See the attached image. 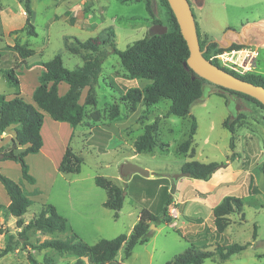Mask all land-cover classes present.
Masks as SVG:
<instances>
[{
	"label": "rangeland",
	"instance_id": "374dc122",
	"mask_svg": "<svg viewBox=\"0 0 264 264\" xmlns=\"http://www.w3.org/2000/svg\"><path fill=\"white\" fill-rule=\"evenodd\" d=\"M52 1L48 9L41 5L34 10L31 23L37 36L31 38L23 30L25 15L23 18L17 0H0L4 17L2 28L11 27L0 32V70L20 66L17 65L19 58L13 50L15 46L34 51V56L28 60L30 63L49 62L60 54L64 67L74 70L96 56L83 50L77 55L70 54L69 50L77 48L78 42L98 38L105 41L98 51L109 52L111 43L123 51L148 35L152 26L168 28L169 24L167 9L160 0ZM189 4L201 39L206 37L221 47L232 44L241 45V48L251 46L258 56L250 73L264 76V0H189ZM23 67L18 68L24 74L18 77L19 89L8 85L0 76V96L11 99L19 92L20 97L27 100L32 85L38 82L39 73L34 70L26 72ZM146 83L131 79L116 55L109 54L106 57L101 66L95 105L84 104L85 92L79 101L84 107V118L69 144V148L82 160L78 174L62 173L56 169L64 145L62 140H65L66 135L64 131L56 133L49 122L44 123L43 153L47 154H33L25 158L28 174L35 179L41 194L30 198L33 204L22 220L24 223L29 222L38 215L43 205L50 204L60 216H67L63 218L71 231L90 246L121 234L128 238L138 222L141 210L145 209L155 216L161 214L173 187L172 203L167 211L170 222L148 223L149 241L134 246L127 258L124 254L126 244L122 245L116 255L118 263L171 264L190 247L214 251L218 246L250 244L223 263L213 257L200 264H264L263 109L255 102L223 93L227 101L234 105L236 116H242L234 126L235 159L227 168L218 169L215 177L209 181L183 177L174 184L169 175L179 173L186 162H229L227 160L232 153L229 149L231 133L223 127V121L230 110L225 105V99L218 97L216 90L212 89L208 96L191 106L189 115L185 117H166L169 106L167 100H160L150 106L140 103L131 112L123 100L125 91L129 88L141 89ZM114 108L117 111L115 117ZM192 117L197 122L196 133L189 151L180 153L178 146L188 137ZM156 119V147L151 152L135 154L134 141L143 133L144 127ZM12 127L6 133L13 134ZM6 143L0 142V146H7ZM126 163L148 170L149 176L122 175L121 168ZM0 174L21 183L27 192V182L22 180L17 163L1 161ZM96 176L104 177L125 190L122 207L116 218L102 204L106 200V193L94 184ZM228 180L231 181L229 185H219ZM225 196L238 198L241 207L226 216L227 226L218 232L213 223L212 209ZM7 201L8 197L0 185V205L6 207ZM194 218L201 221L196 222L192 220ZM17 220L5 214L4 210L1 211L0 250L5 247L8 235L17 238L20 231L16 227ZM152 225L154 228L150 229ZM65 235H44L31 230L26 242L19 243L13 252L0 257V264H32L28 256L36 264H43L44 260L50 264H72L76 258L69 253L35 248L44 240L64 239ZM82 260L85 264H92L88 256Z\"/></svg>",
	"mask_w": 264,
	"mask_h": 264
},
{
	"label": "trees",
	"instance_id": "16d2710c",
	"mask_svg": "<svg viewBox=\"0 0 264 264\" xmlns=\"http://www.w3.org/2000/svg\"><path fill=\"white\" fill-rule=\"evenodd\" d=\"M25 15L23 30L29 37H36L35 27L31 23L32 11L30 0H21ZM141 1V0H138ZM160 3L167 9L168 28L162 35H146L144 38L133 42L125 50L120 51L111 43L109 52L98 51L100 45L105 41L98 38H90L85 42H78L77 48L69 50L70 54L77 55L81 50L96 54L91 60L86 61L81 67L69 70L64 67L63 59L60 54L54 56L52 60L40 63V75L38 86L32 94L33 104L24 102L19 98V92L11 99H5L0 96V142L1 136L7 129L13 126V137L7 146H0V162L12 161L19 165L22 180L33 184L34 178L28 174V167L25 163V157L29 154H36L42 147V138L40 130L43 124V113H46L55 122H65L70 127L76 128L84 118V107L79 103L81 92L86 89L84 104L94 106L96 103L95 95L98 86L101 66L109 54L118 57L121 66L131 79L147 81L141 88H129L123 95V100L129 105V110L134 112L138 104L150 106L160 100L169 101V106L165 116L185 117L189 115L191 106L198 100L209 95L212 89L218 97L225 99V105L230 113L223 121V127L230 133L229 149L231 155L229 160L235 159L234 149V126L238 123L241 115L236 116L234 105L227 101L223 93L239 96L258 104L264 111V106L257 100L243 95L241 93L224 89L213 85L206 80L198 77L192 70L186 66V60L189 57L187 44L182 37L179 26L173 16L172 11L166 0H160ZM148 8V4H146ZM197 36L200 50L203 57L215 66L221 68L216 60L211 59L213 55L221 52L223 49L217 42L209 41L206 37L200 38L199 28L196 24ZM19 58L18 67L0 70V76L5 82L15 89H19V80L17 69L25 65V60L32 57L35 53L32 49L15 46L13 47ZM241 45L232 44L227 49H239ZM232 75L264 87V76L252 75L239 76L227 69L221 68ZM65 83L68 86L67 92L63 96H58L57 85ZM113 116H117V111L113 109ZM264 118V117H263ZM158 129V120L151 125L144 127L143 133L134 141L133 149L135 154L142 152H151L157 145L154 133ZM197 122L194 117L191 119L189 134L185 141L178 146L180 153H187L190 149L191 141L196 133ZM19 149H22L21 151ZM82 160L72 150L67 147L60 161L58 171L68 174H78L80 172ZM227 163L203 164L196 161L186 162L181 166L180 171L189 174V178L194 180L209 181L212 175ZM94 184L105 191L106 200L103 206L114 213H117L122 207L125 197V190L117 187L110 180L104 177H94ZM0 185L4 189L9 203L6 207L0 205L1 211L10 217H15L16 227L20 229L17 238L14 235H8L6 245L0 250V257L13 252L19 243L27 241V234L35 230L44 235L66 234L64 239H48L37 245L38 250L51 249L58 253H69L76 259L72 264H85L83 257L88 256L92 264H121L116 261V255L122 245H125V257L131 255V250L136 245H143L149 241L147 235L148 223L157 222L166 224L170 222L167 214L168 207L172 203V190L167 196L163 210L159 216L151 214L149 211L141 210L138 222L133 226L131 234L127 238L121 234L111 240H100L94 245L84 243L68 227L65 218L60 216L55 207L46 204L43 205L37 216L29 222L24 223L22 217L27 209L32 205L28 193L20 184L0 174ZM241 207V201L232 196H225L221 202L212 209L213 223L218 232H222L227 226L226 216L238 210ZM200 222L199 218L192 219ZM0 233L2 230L0 229ZM255 233H253V238ZM250 244H232L224 247L218 246L214 251H202L188 248L179 254L171 264H200L204 260L216 257L219 263L228 260L232 255L244 251ZM32 264L35 261L28 256ZM43 264L50 262L43 261ZM169 264V263H167Z\"/></svg>",
	"mask_w": 264,
	"mask_h": 264
},
{
	"label": "water",
	"instance_id": "95a60500",
	"mask_svg": "<svg viewBox=\"0 0 264 264\" xmlns=\"http://www.w3.org/2000/svg\"><path fill=\"white\" fill-rule=\"evenodd\" d=\"M176 22L179 26L180 33L184 38L188 50L189 57L186 60V66L192 70L198 77L207 82L222 87L224 89L232 90L248 97H251L264 106V87L257 86L246 82L231 73L215 66L210 61L203 57V52L200 50L196 22L192 13L189 0H166ZM167 32V27L162 25H154L149 30V35H162ZM230 46V45H229ZM229 46L222 47L227 49ZM122 175L138 174L143 177L149 176V171L132 163H126L121 168ZM189 178V174L179 172L174 175H169L174 184L179 178ZM154 228L152 225L150 227Z\"/></svg>",
	"mask_w": 264,
	"mask_h": 264
},
{
	"label": "crops",
	"instance_id": "0c3cea01",
	"mask_svg": "<svg viewBox=\"0 0 264 264\" xmlns=\"http://www.w3.org/2000/svg\"><path fill=\"white\" fill-rule=\"evenodd\" d=\"M19 1H21V0H17V4L19 5V7H18V9L20 8V12H21V15H22V17L24 16V10H23V4L21 5V3L19 2ZM52 0H30V7H31V11H32V16H33V14H34V10L35 9H37L38 8V6H44V8L45 9H48L49 8V2H51ZM22 2V1H21ZM53 2V1H52ZM21 6V7H20ZM3 9L2 10H0V32H3V31H6V30H8L9 28H11V27H8V28H6V29H4L3 30V28H2V20L4 19V17H3ZM24 18V17H23ZM24 23H25V19H24ZM23 26V25H22ZM21 26V27H22ZM73 55V54H72ZM34 56V55H33ZM32 56V57H33ZM32 57H30V58H28V59H26L25 60V65H24V71H26V72H29V71H31V70H34L35 72L37 71L39 74H37V79L39 78V75H40V66H39V64L40 63H42V62H36V63H30L28 60L29 59H31ZM36 67V68H35ZM79 68V67H78ZM19 71V72H18ZM21 71V69H17V73H18V77H20V75H24L22 72H20ZM141 81V80H140ZM19 84H20V81H19ZM38 82H35L33 85H32V88L30 89V92H29V95L28 96H26V101H24L21 97H20V95H19V98H21L24 102H26V103H29V104H33V101H32V94H33V91H34V89L38 86ZM67 90H68V86L65 84L64 85V83L63 82H61V83H59L58 85H57V93H58V96H63L66 92H67ZM83 92H85V94H86V89H84L82 92H81V97H83ZM45 122H49V124L50 125H52V127H53V129H55L56 130V133H57V131H58V133L60 134V132L61 131H64V133H65V137H64V141L62 140V145H63V143H64V145H63V148H62V151H61V153H60V156H59V160H58V162H57V164H56V169L58 170V167H59V164H60V161H61V159H62V157H63V154H64V152H65V150H66V148L67 147H69V144L71 143V139H72V135L75 133V129L78 127H76L75 129L74 128H72V127H70L67 123H65V122H55V121H53L51 118H50V116L48 115V114H46V113H43V124H42V127H41V130H40V134H41V138H42V141H43V143H42V147H41V149L39 150V152L38 153H36V154H47V153H43L44 152V137H43V125H44V123ZM13 128V127H12ZM13 135H14V133L13 134H11V133H3L2 134V140H1V142H3V141H5V142H7L6 144H8L9 142H10V140H11V138L13 137ZM6 136V137H5ZM54 137H56V135H54ZM6 138H7V140H6ZM58 140V139H57ZM20 151L22 150V149H19ZM73 152V151H72ZM73 153H75V152H73ZM49 154V153H48ZM76 154V153H75ZM29 155H33V154H29ZM43 155V156H44ZM77 155V154H76ZM28 156V155H27ZM26 156V157H27ZM25 157V158H26ZM230 162L231 161H229V162H227V165L226 166H224V167H222V168H227L228 166H229V164H230ZM221 169V168H220ZM215 177V173L212 175V177L210 178V180L212 179V178H214ZM230 180H228V181H226L225 183H220L219 185H229L230 184ZM20 183V182H19ZM26 183V182H25ZM20 186L22 187V185H21V183H20ZM27 188H28V190H27V193H28V195H29V199L31 198V197H37L38 195H40L41 194V192L39 191V189L37 188V186H36V181H35V179H34V183L33 184H30V183H27ZM23 188V187H22ZM24 189V188H23ZM34 198H32V199H34ZM32 201V200H31ZM8 203H9V199H8V201H7V204L6 205H8ZM104 203V202H103ZM102 203V204H103ZM32 204H33V201H32ZM57 211V210H56ZM59 214V213H58ZM62 217H67L65 214H62ZM69 221V220H68Z\"/></svg>",
	"mask_w": 264,
	"mask_h": 264
},
{
	"label": "built area",
	"instance_id": "2783aa9c",
	"mask_svg": "<svg viewBox=\"0 0 264 264\" xmlns=\"http://www.w3.org/2000/svg\"><path fill=\"white\" fill-rule=\"evenodd\" d=\"M258 53L251 46L239 49H225L211 57L221 68L227 69L239 76L248 75Z\"/></svg>",
	"mask_w": 264,
	"mask_h": 264
}]
</instances>
